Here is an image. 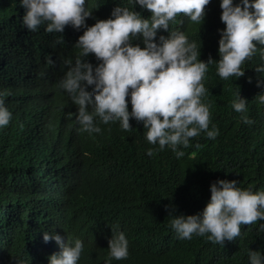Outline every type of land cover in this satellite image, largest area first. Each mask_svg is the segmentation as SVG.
Masks as SVG:
<instances>
[{
	"label": "trees",
	"instance_id": "obj_1",
	"mask_svg": "<svg viewBox=\"0 0 264 264\" xmlns=\"http://www.w3.org/2000/svg\"><path fill=\"white\" fill-rule=\"evenodd\" d=\"M221 2L210 0L200 24L184 15L169 24V32H182L197 44L201 62L220 60L226 28ZM85 7L92 12L88 27L113 18L117 7L151 18L135 0H86ZM25 13L21 0H0V98L12 113L0 128V264H50L61 249L54 239L45 242V233L72 246L81 240L78 264H106L116 232L128 240L129 255L110 264H250L249 250L264 257V221L241 225L240 236L223 246L207 235L180 239L171 227L174 217L202 218L218 180L264 191V104L257 98L264 94V73L255 71L264 67V45L257 44L245 61L243 77L223 80L216 63L208 66L202 102L209 106V130L215 125L219 131L215 139L201 132L187 148L177 146L183 157L171 146L149 156L158 144L147 141L142 123L130 119L132 130L124 131L120 121L104 124L96 117L101 132L82 131L78 106L58 86L68 70L65 61L74 65L80 56L75 45L86 29L68 25L63 33H48L43 24L30 31L22 23ZM169 32L159 30L155 42ZM132 43L144 47L142 37ZM82 59L94 68L100 63L93 54ZM238 92L247 101L245 113L232 107ZM244 115L254 123L245 124Z\"/></svg>",
	"mask_w": 264,
	"mask_h": 264
},
{
	"label": "clouds",
	"instance_id": "obj_2",
	"mask_svg": "<svg viewBox=\"0 0 264 264\" xmlns=\"http://www.w3.org/2000/svg\"><path fill=\"white\" fill-rule=\"evenodd\" d=\"M209 3L210 0H135V4L151 13L150 19L117 7L112 12L113 18L98 20L88 27L85 21L92 12L86 9V0H21V6L26 9L22 23L30 31L46 24L48 33H63L68 25L77 30L86 29L75 45L81 49L80 56L74 65L70 60L65 61L68 70L58 83L78 106L76 121L82 131L100 133L96 117L104 124L120 121L124 131H131L130 119L134 118L147 129V141L158 144L147 155L171 146L180 158L184 152L177 150L178 145L187 148L190 139L201 132L209 139L219 135L215 125L209 130L211 114L209 106L202 102L207 92L203 81L208 66L216 63L217 74L223 80L243 77L245 61L253 57L257 44L264 45V0H241L238 5L233 0H222L221 22L226 28L220 33V60L215 62L211 57L207 62L198 60L197 44L190 43L182 32H169V24L179 15L200 24ZM159 30L169 32V36H160L157 43ZM141 37L144 47L133 46L132 41ZM90 54L100 61L95 68L82 59ZM48 62L54 63L51 59ZM255 71L264 73V67ZM89 87L91 92L87 90ZM257 98L264 104V94ZM237 99L232 107L238 113H245L247 101L239 92ZM72 116L69 113L67 119L72 120ZM11 119L12 113L0 98V128L8 126ZM242 120L245 124L254 123L246 115ZM238 183L237 180L213 183L202 218L200 215L174 217L171 227L178 237L190 240L194 234L207 235L209 241L223 246L225 241L231 242L240 236L241 225L264 221V191L242 190ZM261 230L264 231V224ZM43 239L45 242L54 239L61 249L50 257V264H78L84 250L81 240H75L72 246L63 243L59 235L45 233ZM108 245L106 264L112 259L128 258V240L123 232L112 233ZM248 255L250 264H264L260 252L249 250Z\"/></svg>",
	"mask_w": 264,
	"mask_h": 264
}]
</instances>
